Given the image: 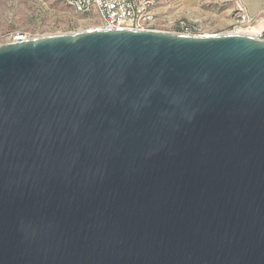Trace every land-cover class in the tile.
I'll use <instances>...</instances> for the list:
<instances>
[{"label":"water","instance_id":"95a60500","mask_svg":"<svg viewBox=\"0 0 264 264\" xmlns=\"http://www.w3.org/2000/svg\"><path fill=\"white\" fill-rule=\"evenodd\" d=\"M0 264H264V38L0 44Z\"/></svg>","mask_w":264,"mask_h":264},{"label":"built area","instance_id":"2783aa9c","mask_svg":"<svg viewBox=\"0 0 264 264\" xmlns=\"http://www.w3.org/2000/svg\"><path fill=\"white\" fill-rule=\"evenodd\" d=\"M74 11L94 13L98 22L93 29H156L168 32L204 35L207 33L199 24L184 17H175L157 25L154 8L158 0H61ZM233 9L229 33H247L264 38V26H256V16L251 15L242 0H231ZM14 40L25 39L16 36Z\"/></svg>","mask_w":264,"mask_h":264},{"label":"rangeland","instance_id":"374dc122","mask_svg":"<svg viewBox=\"0 0 264 264\" xmlns=\"http://www.w3.org/2000/svg\"><path fill=\"white\" fill-rule=\"evenodd\" d=\"M97 22L96 14L76 12L61 0H0V44L19 35L27 39L93 29ZM199 26L206 32L230 30V22L216 30L206 23Z\"/></svg>","mask_w":264,"mask_h":264},{"label":"crops","instance_id":"0c3cea01","mask_svg":"<svg viewBox=\"0 0 264 264\" xmlns=\"http://www.w3.org/2000/svg\"><path fill=\"white\" fill-rule=\"evenodd\" d=\"M242 1L248 12L256 16V26L263 28L264 0ZM232 9L231 0H158L154 13L157 25L175 17H184L198 24H210L216 30L231 21Z\"/></svg>","mask_w":264,"mask_h":264},{"label":"bare ground","instance_id":"6f19581e","mask_svg":"<svg viewBox=\"0 0 264 264\" xmlns=\"http://www.w3.org/2000/svg\"><path fill=\"white\" fill-rule=\"evenodd\" d=\"M15 38H18V37H15Z\"/></svg>","mask_w":264,"mask_h":264}]
</instances>
